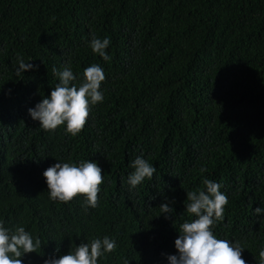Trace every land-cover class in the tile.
Instances as JSON below:
<instances>
[{
	"label": "trees",
	"instance_id": "obj_1",
	"mask_svg": "<svg viewBox=\"0 0 264 264\" xmlns=\"http://www.w3.org/2000/svg\"><path fill=\"white\" fill-rule=\"evenodd\" d=\"M93 36L111 44L105 61ZM38 70L16 75L17 59ZM99 65L104 100L77 136L40 128L30 108L70 66L79 87ZM9 90H11L9 92ZM157 171L135 188L130 163ZM92 161L103 170L96 208L79 195L50 199L44 171ZM207 178L227 195L213 233L237 241L246 264L264 249V0H0V221L42 244L23 264H44L108 236L98 264H169L187 191ZM175 211L165 218L159 206Z\"/></svg>",
	"mask_w": 264,
	"mask_h": 264
},
{
	"label": "clouds",
	"instance_id": "obj_2",
	"mask_svg": "<svg viewBox=\"0 0 264 264\" xmlns=\"http://www.w3.org/2000/svg\"><path fill=\"white\" fill-rule=\"evenodd\" d=\"M111 44L110 39H100L93 36L90 42L92 51L105 61L111 57L106 49ZM16 75L30 70H38V65L26 63L23 57L17 59ZM52 72L59 78V83L51 91L50 97L45 96L35 108H30L29 114L33 120L40 122V128L45 131H55L59 126L66 124L67 133L73 137L84 129L90 114L91 105L104 100L100 90L106 80L104 70L97 64L84 69V80L77 87L73 82L77 79L70 66L62 71L53 67ZM11 90H9L10 92ZM134 171L128 176L127 183L135 188L145 178L151 179L157 171L156 167L146 159L137 157L130 163ZM43 176L46 179L50 199L67 203L79 195L85 197V209L96 208L99 204L98 193L103 184V170L92 161L76 163H56L48 167ZM205 188L199 191H187L185 212L195 219L183 222L179 227V236L175 240L176 255H168L169 264H246L242 258L244 248L240 243L216 238L213 227L217 221H223L225 206L229 203L227 195L220 189L221 184L205 178L202 181ZM162 203L159 208L165 218H170L175 211L171 204ZM259 216L264 208H256ZM41 240L17 226L14 230L6 227L0 221V264H23L25 254L38 253ZM117 247L114 239L105 236L103 239H93L91 242H82L71 249L69 254L55 255L47 258L44 264H98V259L105 253L113 252ZM258 264H264V249L259 252Z\"/></svg>",
	"mask_w": 264,
	"mask_h": 264
}]
</instances>
